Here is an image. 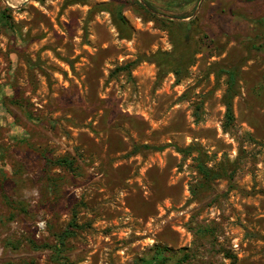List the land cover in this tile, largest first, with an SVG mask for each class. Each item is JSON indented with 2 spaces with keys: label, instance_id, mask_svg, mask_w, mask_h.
<instances>
[{
  "label": "rangeland",
  "instance_id": "374dc122",
  "mask_svg": "<svg viewBox=\"0 0 264 264\" xmlns=\"http://www.w3.org/2000/svg\"><path fill=\"white\" fill-rule=\"evenodd\" d=\"M157 247L264 264V0H0V264Z\"/></svg>",
  "mask_w": 264,
  "mask_h": 264
},
{
  "label": "trees",
  "instance_id": "16d2710c",
  "mask_svg": "<svg viewBox=\"0 0 264 264\" xmlns=\"http://www.w3.org/2000/svg\"><path fill=\"white\" fill-rule=\"evenodd\" d=\"M136 3H139L136 1ZM124 4H116L115 7L112 10L113 15L116 17V19L119 21L121 26H124L127 24V21L123 15V10H124ZM169 24L171 25H175L177 26L179 29L184 28L186 26H189V24H185V23H175V22H171V21H167ZM165 56V55H164ZM167 56V55H166ZM170 56V55H168ZM153 62H160V58L158 57H154L152 59ZM159 63V64H160ZM134 64H131L129 66H127L129 69L133 66ZM162 65V63H161ZM178 69H175V73L178 75L180 73V64H178ZM225 72H227L229 78H228V84H229V88L227 90V94H226V105H227V119L232 122V120L234 119V114H233V104H232V100L233 98L237 95L236 90H235V86L237 84V78H238V71L235 69H231V70H225ZM168 146H150V145H143V146H135L133 153L137 154L140 153L142 150H152L155 152H159V151H164ZM191 151V149H187L185 150V153H189ZM58 166H71L73 163L70 162V160L68 158H64L61 160H58L56 162H51V164H55ZM201 172L203 174V176H205V178H207L208 180H212L216 177L219 176V174L213 172L211 169L207 168L204 165L200 166ZM77 227L74 223L70 225V228L67 229L65 231L64 234H62L60 236V243L59 246L56 247L55 250H57L58 252H61L62 250V246L64 245V241L65 239L68 237V235H70L71 233H73V228ZM136 264H184V261L180 258H177L176 256H173L171 254V251L169 250V248H161V247H157L154 252L149 256V257H145V258H141L139 259Z\"/></svg>",
  "mask_w": 264,
  "mask_h": 264
},
{
  "label": "bare ground",
  "instance_id": "6f19581e",
  "mask_svg": "<svg viewBox=\"0 0 264 264\" xmlns=\"http://www.w3.org/2000/svg\"><path fill=\"white\" fill-rule=\"evenodd\" d=\"M14 1H20V0H14ZM22 2V1H21Z\"/></svg>",
  "mask_w": 264,
  "mask_h": 264
}]
</instances>
